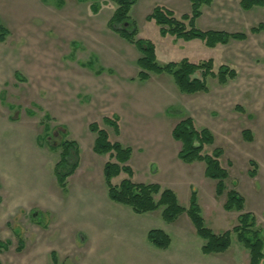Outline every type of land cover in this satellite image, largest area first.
Returning a JSON list of instances; mask_svg holds the SVG:
<instances>
[{
	"label": "rangeland",
	"instance_id": "obj_1",
	"mask_svg": "<svg viewBox=\"0 0 264 264\" xmlns=\"http://www.w3.org/2000/svg\"><path fill=\"white\" fill-rule=\"evenodd\" d=\"M61 1L65 5L58 9V0H0V23L8 31L4 42L0 43V181L26 184L29 189L34 187L36 190L42 186L49 192V202L42 207L46 212L42 214H37L36 207L30 203L19 207V212L0 206V241L10 245L7 251L0 253V264H52L51 250L56 252L58 264H248V251L235 234L231 235V246L225 253L206 256L200 251L203 241L195 234L186 215L169 224L162 220L161 209L135 214L129 207L112 202L107 195L101 166L109 161V157L93 153L91 145L95 134L86 125L96 122L107 132L111 142L121 140L133 151L128 162L133 170L132 177L120 174L112 179L114 186L125 178L135 183L158 184L162 189L172 190L184 208L189 205V188L192 186V191L196 189L205 226L218 234L236 226L239 213L223 209L225 195H215V181L204 176L205 165L182 163L177 158L181 144L167 131H162L168 127L163 125L168 121L164 115L167 105L172 108L168 113L172 126L182 117H191L197 129L207 128L213 134L214 144L205 147L204 152L210 154L215 148L223 151L220 163L229 173L226 189L233 188L244 197L245 211L252 213L256 226L264 232V29L257 34L249 33V29L259 23L264 25V6L243 11L239 7L240 0H214L209 7L204 6L196 22L197 28L247 34L245 41L212 49L199 41L187 44L172 38L163 39L153 23L154 31L141 23L138 6L131 9L129 16L137 24L139 38L156 46L158 64L182 58L192 62L212 59L214 71L219 66H228L235 70L236 77L224 85L218 84L216 79H208L207 93L184 95L178 91L171 76L153 74L147 83L152 92L136 94L148 97V103L139 105L130 101L117 106L111 104L110 90L105 87L106 110L95 109L90 119H84L82 130L73 132L70 137L65 133V127L56 121L71 127L66 124L70 109L67 101L71 93L65 84L59 94L39 87L42 77H37L38 81L34 74L35 59L39 56L35 40L40 35L43 39L47 76L51 69L66 73L72 61L68 52L70 34L73 37V33L81 27L86 28L93 20L105 27L112 14L107 5H102L104 1L110 4L109 0L97 1V11H91V14L97 13L95 18L88 12L86 4L78 6L75 0ZM80 49L87 52L83 46ZM122 53L129 56L125 49ZM55 54L60 56L59 59ZM74 55L79 58L74 62L76 64L92 57L98 60V66L116 73L126 67L121 57L109 62L102 61L97 52ZM133 67L136 68L134 64ZM15 72L24 81H19ZM134 83L137 86L145 84ZM148 108L154 112L146 117ZM128 110L136 113L134 121L139 126L152 124L151 131L138 136V132H134L135 126L123 113ZM104 116L118 117L121 137L102 123ZM244 130L250 131L251 141L243 139ZM63 139H73L77 143L82 170L67 179L65 188H60L53 167L60 152L55 147ZM27 154L29 158H26ZM24 159L34 163L26 165ZM40 159L42 163L37 165L36 161ZM166 159L173 160L172 166H168ZM150 161L153 164H148ZM250 161L256 164L255 177L248 175L253 169ZM123 212L131 215L130 218L116 216ZM184 222L190 230L186 227L178 231L176 228ZM125 226L128 227L126 233L122 230ZM153 229L162 230L170 237L171 244L167 249H157L148 242L147 233ZM16 237L24 244L20 253L16 251Z\"/></svg>",
	"mask_w": 264,
	"mask_h": 264
},
{
	"label": "trees",
	"instance_id": "obj_2",
	"mask_svg": "<svg viewBox=\"0 0 264 264\" xmlns=\"http://www.w3.org/2000/svg\"><path fill=\"white\" fill-rule=\"evenodd\" d=\"M89 1L91 2V11L96 12L98 0H77L80 3ZM109 1L115 6V9L107 22V27L127 43L134 45L140 53L136 62L139 71L135 80L145 82L150 79V74H166L172 77L181 94L194 95L208 92V79H216L220 85L235 79V70L228 66H219L214 71L212 59L192 62L187 58H182L164 65L158 64L155 45L149 40L138 37L136 23L129 16L130 9L137 0ZM213 1L190 0V12L180 16H176L170 9L156 5L146 16V20L154 22L159 28L161 37L170 36L183 42L197 40L211 49L234 41H245L247 39L245 32L229 33L220 30H201L196 27V22L202 15L201 9L204 6L209 7ZM62 5L63 2L58 0L57 7ZM263 6L264 0H240L239 2V7L243 11ZM263 29L264 25L259 23L250 28L249 33L257 34ZM7 34L8 31L0 23V42L5 40ZM16 78L21 80L18 74H16ZM170 109L172 110V108ZM170 109H168V113L171 111ZM117 121L116 116L103 118V124L111 127L115 135L119 132ZM88 130L95 134L93 153L109 157V161L103 165L102 174L108 198L112 202L129 207L135 214H146L161 209L162 220L169 224L174 223L180 216L186 215L197 237L203 241L200 248L203 255L225 253L231 246V235L235 234L242 247L248 251V264H264V232L256 226V220L252 213L245 211L244 197L233 188L226 189L225 181L229 178V173L220 163L223 151L220 148H215L210 154L204 152L205 147L212 146L215 140L207 128L197 129L191 117H182L173 126L171 137L181 144L177 158L184 164L203 163L205 165L204 176L215 181V195L217 197L225 195L223 209L227 212L239 213L237 225L231 230L218 234L205 226L195 192L191 193L189 205L184 208L180 206L172 190L162 189L158 184L131 181L133 171L128 162L132 155V149L119 142H111L107 132L95 122L89 124ZM242 137L246 141L252 140L248 130L242 132ZM55 148L60 152L59 160L53 167V174L59 187L65 188L67 179L78 167V146L73 140L63 139ZM249 164L253 169L248 171V175L255 177L256 164L253 161H250ZM227 165L231 166V162H228ZM120 174H126L130 178H125L117 186H114L112 179ZM147 240L153 247L160 250L167 249L171 243L170 237L164 231L157 229L148 231ZM9 246V243L0 241V253L7 251ZM23 246L22 240H19L16 251L20 252ZM51 259L52 264H57L53 253H51Z\"/></svg>",
	"mask_w": 264,
	"mask_h": 264
},
{
	"label": "crops",
	"instance_id": "obj_3",
	"mask_svg": "<svg viewBox=\"0 0 264 264\" xmlns=\"http://www.w3.org/2000/svg\"><path fill=\"white\" fill-rule=\"evenodd\" d=\"M75 3L78 6L86 4L87 10L91 14V10H90L91 2L90 1L80 3V2H77V0H75ZM111 4H112L111 2L109 4L105 1L102 4V5H107V8L109 9L108 11H110V13H109L110 15L112 14V12L115 9V7L113 8V6ZM64 5H65V2L63 3V5L61 7H58V9H61ZM156 5L170 9L171 11H173L175 13L176 16H180L178 14L182 15V13L186 14V13L190 12V9L188 10V5H190V0H137L131 9L133 11V8L137 9L135 7L138 6L137 10H138V13H140L138 15H139V19L141 20V23H143L145 25V27L150 28L151 31H154V28L151 26L152 23L154 24V22L153 21H147L146 16L151 12V10ZM131 9H130V11H131ZM95 14H97V13H93V14H91V16L95 18ZM86 25H87L86 28L81 27L79 29L80 31L77 30V32L73 33V37L71 36V34L69 36L70 38L68 40H69L70 44H69V51L68 52H70V55L72 56V61L70 62V64H68L69 68H67L66 73L61 74L59 71L55 72L54 70L51 69L50 70V76H47L48 71L46 70V64L44 63V60H47V59L44 56V54L42 53L43 39L40 35L35 40L36 44H37V51H39V56H37L35 59V70H34L35 72H34V74H35L36 78L42 77V79H40V81L37 78V80L39 81V82L38 81L37 82L41 85L39 87L41 89L42 88H46V90L49 89V91L53 94H59V92L61 90V86L63 87V85L65 84L66 90L69 93H71V95L68 97V101H67V103L70 105V109L68 108V112H67L68 117H67V121H66V124L67 125L70 124L71 127H66V125H64L63 122L61 123L59 121H56V124H59V125H62L63 127H65L64 128L65 133H67L68 136H70V137L73 136V132H75V131L77 132L78 130H82V127L84 124V122H83L84 119L86 117L90 119L91 113L94 112L95 109L99 108L100 111L106 110L107 104H106V101H104L105 96H106L105 95V93H106L105 87H108L110 90V92H109L111 94L110 99L112 100L111 104L115 103L116 106L119 103L120 104L121 103L126 104V103H128V101H130L132 104H136V105H139L140 103L142 104L143 102L148 103V99H149L148 97H146V98H145V96L138 97L136 94H138V93L141 94V93H143V91H147L148 93L152 92V91H149V88L147 87V83L149 82V80L152 77L151 75H153V74H150V79L148 81L140 82V83H145L144 86H137V84L134 83L137 81V80H135V78H136L137 73L139 71L138 67L136 65V62H137V59L140 57V53L138 52L136 47H134V45H132V44L127 43L118 34L112 32L107 27V23H106V26L104 27V25L100 24L99 21L93 20V21L88 22ZM136 26H137V24H136ZM158 32H159V28H158ZM138 37H139V33H138ZM161 38H163V39H171L172 38L173 40H176L170 36L161 37ZM77 41H79V42L75 43ZM176 41H181V40H176ZM195 41H197V40L185 42V43H187V44L196 43ZM0 43H2V42H0ZM200 43L202 44V42H200ZM181 44H184V43H181ZM71 46H72V48H70ZM81 46L85 47L87 49V52L81 50L80 49ZM122 49H125L126 52H129V56H124V54L122 53ZM91 51L97 52L101 56L102 61H109L110 62L113 59L121 57L122 59H124L123 61L126 65V67H123L120 73H116L113 70L105 69L101 66H98L97 65L98 60L93 59L92 57H90L89 60H86L85 62L81 63L80 61H78L79 62L78 64L74 63L76 60L79 59V58L75 57V55H74L75 53H77L78 55H81V56L82 55L86 56ZM155 52H156V46H155ZM85 53H86V55H85ZM55 56L57 59H59L58 57H60L59 55H56V54H55ZM61 56H64V55H61ZM51 57H53L52 54H51ZM125 61H127V62L129 61V63L127 64V62H125ZM156 61H157V55H156ZM133 64L136 66V68L133 67ZM105 73H107L108 75H105ZM16 74H18V73L15 72L14 75L16 76ZM63 74H65V75H63ZM59 77H61V79H59ZM104 78H105V80L103 81ZM20 79L21 80H19V81H24L22 78H20ZM137 82H139V81H137ZM132 85H135V86L132 87ZM134 91H135V93L132 94ZM135 95H136V98L134 100L133 97ZM112 96H114V97H112ZM170 108H171V106L167 105V107L164 109V115L166 116L168 121H166V123L163 122V125H164V127H166V125L168 127L162 129V131H164V132L167 131L168 135H171V130L174 126V125L172 126L169 122L172 119L171 116L167 112L168 109H170ZM146 112H147L146 117H148L149 113H153L154 110L152 111V110H149V108H148ZM123 113L126 115V117H128V121L132 122V126L133 127L135 126L134 132H136V133L138 132V136H142V135H144V133H148L149 131H151L150 130L151 128H149V127L152 124H148L145 127L144 125L139 126L134 121V116H136V113L133 114L131 110L130 111L128 110L127 112H123ZM101 114H103V113H101ZM54 118H57V117H54ZM54 118H53V120H56ZM103 118H105V116L101 118L102 123H103ZM92 123H93V121H92ZM117 123H118V127H119V132L117 135H118V137L119 136L121 137V127L119 125V119H118ZM89 124H91V123L90 122L87 123V125H86L87 128H88ZM154 129L155 128H153V130ZM158 132H160V131H157V133ZM115 142H119L123 146H128L126 144H123L121 140L120 141L117 140ZM91 146H93V143ZM41 149H42V147H41ZM99 156H101V155H99ZM78 157H79V151H78ZM26 158H29L28 154L26 155ZM172 161H169L166 159V163H168V166H172ZM23 163L26 165H30L31 163H34V162L31 160L24 159ZM41 163H42L41 159L36 161L37 165H39ZM195 163H201V162H195ZM104 164H105V162H103L101 164L102 169H103ZM148 164L151 165L153 163L150 161ZM81 167H82L81 161H80V159H78V167L75 170V172L73 173V175H71V176H74L78 172H80L82 170ZM148 167H147V170H148ZM19 185L15 184V183L3 184V182L0 181V206L5 205L6 206L5 210L8 209V211H11L12 209H15L16 210L15 212H19L21 210L20 208L23 204L30 203L36 207L35 212L37 214L45 213L46 211L42 207L47 205L49 202L48 190L42 186L39 187V190H36L34 187H31L29 189V187L26 184L19 183ZM191 188H192V186H191ZM191 188H189V195H188L189 200H190L191 193L192 192L196 193V189H194L192 191ZM186 192H188V191H186ZM116 216L117 217L120 216V217L130 218L131 215L123 212V213L117 214ZM182 217H183V215H182ZM185 222H186V220H185ZM185 222L181 223L176 229L178 231H181L186 227L189 229V226L187 224H185ZM130 226H131L130 235H132L133 234L132 233V227L133 226H132V224H130ZM127 229H128V227L125 226L124 229H122V230H124V232L126 233ZM176 233L179 234V232H176ZM21 235H22V233L20 231L19 237ZM19 237H16L17 238V245H18V241L20 240ZM36 246H37V243H36ZM23 249H24V246H23ZM23 249L20 252H22ZM51 253H53L55 255L56 261L58 264V257L56 255V252L54 250H51L49 253L50 256H51ZM212 255H219V254H212ZM206 256H208V255H206ZM51 261H52V259H51Z\"/></svg>",
	"mask_w": 264,
	"mask_h": 264
}]
</instances>
